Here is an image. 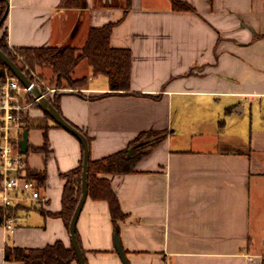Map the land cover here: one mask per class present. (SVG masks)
<instances>
[{
  "label": "crops",
  "instance_id": "obj_1",
  "mask_svg": "<svg viewBox=\"0 0 264 264\" xmlns=\"http://www.w3.org/2000/svg\"><path fill=\"white\" fill-rule=\"evenodd\" d=\"M82 1L8 0L0 37L11 49L81 50L91 29L114 24L111 46L132 54L129 90H110L83 60L73 78L87 85L61 92L59 112L87 135L93 161L162 134L138 151L133 173L101 176L126 214L118 228L109 203L88 195L77 222L86 264H123L116 233L130 264H264V0H178L193 11L173 0ZM50 125L44 150V131L28 130L27 151L30 170L46 174L47 201L20 207L11 231L0 224V264H21L6 261L7 247L73 248L54 215L62 175L84 150Z\"/></svg>",
  "mask_w": 264,
  "mask_h": 264
},
{
  "label": "trees",
  "instance_id": "obj_2",
  "mask_svg": "<svg viewBox=\"0 0 264 264\" xmlns=\"http://www.w3.org/2000/svg\"><path fill=\"white\" fill-rule=\"evenodd\" d=\"M82 3V0H64V4L67 7H78L81 6ZM173 7L175 10L179 11L194 10L190 4L178 0H173ZM7 12L8 0H0V21ZM3 26L4 23L1 25L0 31L3 29ZM114 26V24H108L101 28L91 29L87 43L81 50H77L70 45L45 48H21L14 50L25 59L27 66L50 70L51 76L48 81L51 86L70 89L84 88L88 83V79L74 80L73 72L83 60H87L95 76L102 75L107 77L110 90L126 91L129 90L131 86L132 54L129 50L115 49L111 46V35ZM0 49L6 53L31 80H33V77L25 70L22 63L18 61L16 55L8 46V34L6 31L0 37ZM5 70H7V67L0 60V75H3ZM9 73L11 72L9 71ZM42 76L44 77V75ZM61 96L62 93H56L55 99L50 100L51 104L58 111H60ZM91 99L96 100L98 97ZM34 106H38V104ZM26 119L25 123H27ZM51 122L55 123L57 127L62 128L47 113H45L41 122L37 124L34 121L33 123L35 128L44 131L45 145L43 150L46 149L48 144V131L51 128ZM30 128L31 127H27V130ZM81 132L89 141L87 135L83 131ZM161 136L162 134L153 131L145 132L140 134L137 139L131 143L128 149L101 160H89L88 195L93 200H106L109 203L111 217L116 228H118L119 221L125 220L126 214L121 210L120 203L111 187L110 181L101 176L105 174L125 175L133 173L137 160L142 157V154L138 151L146 146L152 148L154 144L162 138ZM152 140L157 141L152 143ZM138 143H144V145L136 149L135 154L131 158H128V150ZM82 172L83 161L77 169L62 175V178L65 180L62 210L54 216L62 218L67 228L70 226L72 216L81 198ZM28 177L38 180L40 185L44 187L46 181L45 173L30 170ZM5 259L6 261H16L21 264H72L74 261H78L74 248L67 249L60 241L39 249L7 247L5 250Z\"/></svg>",
  "mask_w": 264,
  "mask_h": 264
},
{
  "label": "built area",
  "instance_id": "obj_3",
  "mask_svg": "<svg viewBox=\"0 0 264 264\" xmlns=\"http://www.w3.org/2000/svg\"><path fill=\"white\" fill-rule=\"evenodd\" d=\"M12 52L29 67L22 56L14 49ZM37 79L32 81L41 89L45 84ZM35 104L38 99L8 69L0 75V224L4 231L14 229L20 207L47 201L39 181L28 177L29 163L21 150L25 119Z\"/></svg>",
  "mask_w": 264,
  "mask_h": 264
},
{
  "label": "water",
  "instance_id": "obj_4",
  "mask_svg": "<svg viewBox=\"0 0 264 264\" xmlns=\"http://www.w3.org/2000/svg\"><path fill=\"white\" fill-rule=\"evenodd\" d=\"M8 13V12H7ZM7 13L4 18L0 21V27L4 23ZM0 60L4 63L7 69L27 88L29 91L38 99V105L42 108V110L47 113L62 129L66 130L68 133L73 135L77 140L81 143L84 150V158H83V172H82V194L80 201L77 205V208L72 216L69 231L72 237V245L76 252L78 263L86 264L83 252L77 241V222L80 216V213L83 209V206L88 197V164L90 160L89 153V144L86 136L77 128H75L72 124H70L65 118L61 115V113L51 104V102L46 98L44 93H42L41 89L33 83V81L19 68V66L0 49ZM144 143H138L132 146L127 153V157L131 158L135 153L137 148L143 146ZM29 148V132L28 130H24L23 138L21 141V150L22 153L26 154ZM115 243L117 251L121 257L123 264H130L125 253L122 249L121 242L118 237V233L115 235Z\"/></svg>",
  "mask_w": 264,
  "mask_h": 264
},
{
  "label": "rangeland",
  "instance_id": "obj_5",
  "mask_svg": "<svg viewBox=\"0 0 264 264\" xmlns=\"http://www.w3.org/2000/svg\"><path fill=\"white\" fill-rule=\"evenodd\" d=\"M25 61V59H24ZM21 63V62H20ZM26 63V61H25ZM25 68V70L32 76V72H34V74L36 75L35 77L33 76V79L35 78L37 81H39L37 78L39 77L41 79L42 82H44L45 86L41 85V91L42 93L47 94L46 98L50 101V100H54L55 99V95L56 93H61L62 90H65L66 87L64 88H57L55 86H51L48 79L51 76V72L48 69H40V68H34L33 66L31 67H26L25 64H22ZM42 75H44V78ZM48 89H52L55 90V92H49ZM29 114L28 115V119H26V122L24 124V130H27V127H35L33 125L34 121L38 124L39 122H41V119L45 116V112L42 110V108L38 105V106H33L30 110H29ZM30 120V121H29ZM32 121V122H31ZM26 158L28 157V154H25Z\"/></svg>",
  "mask_w": 264,
  "mask_h": 264
}]
</instances>
